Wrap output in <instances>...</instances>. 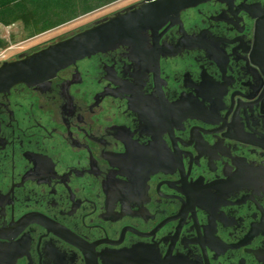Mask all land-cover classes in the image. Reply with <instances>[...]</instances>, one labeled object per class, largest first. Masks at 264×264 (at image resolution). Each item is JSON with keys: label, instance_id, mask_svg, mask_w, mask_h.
Segmentation results:
<instances>
[{"label": "flooded vegetation", "instance_id": "obj_1", "mask_svg": "<svg viewBox=\"0 0 264 264\" xmlns=\"http://www.w3.org/2000/svg\"><path fill=\"white\" fill-rule=\"evenodd\" d=\"M0 264H264V0L0 91Z\"/></svg>", "mask_w": 264, "mask_h": 264}, {"label": "water", "instance_id": "obj_2", "mask_svg": "<svg viewBox=\"0 0 264 264\" xmlns=\"http://www.w3.org/2000/svg\"><path fill=\"white\" fill-rule=\"evenodd\" d=\"M206 0H143L89 27L32 53L23 52L15 61L0 64V91L17 84L44 86L61 69L97 52L138 42L147 28L175 20L188 7Z\"/></svg>", "mask_w": 264, "mask_h": 264}, {"label": "trees", "instance_id": "obj_3", "mask_svg": "<svg viewBox=\"0 0 264 264\" xmlns=\"http://www.w3.org/2000/svg\"><path fill=\"white\" fill-rule=\"evenodd\" d=\"M118 0H0V24L22 25L28 38L46 33ZM5 42L0 39V47Z\"/></svg>", "mask_w": 264, "mask_h": 264}, {"label": "rangeland", "instance_id": "obj_4", "mask_svg": "<svg viewBox=\"0 0 264 264\" xmlns=\"http://www.w3.org/2000/svg\"><path fill=\"white\" fill-rule=\"evenodd\" d=\"M134 0H118L110 5L102 7L94 12L84 15L68 24L64 25L57 30L49 33H43L38 36L28 38L23 32L22 25L20 23H15L11 26L0 27V39L5 42L6 46L4 49L6 51L7 59H12L21 54L23 51L39 49L45 45L55 42L64 35H70L82 26L94 22L95 20L108 15L112 11L124 6L128 2Z\"/></svg>", "mask_w": 264, "mask_h": 264}, {"label": "built area", "instance_id": "obj_5", "mask_svg": "<svg viewBox=\"0 0 264 264\" xmlns=\"http://www.w3.org/2000/svg\"><path fill=\"white\" fill-rule=\"evenodd\" d=\"M6 51H8V49H4L0 47V64L2 62H4L5 60H7V54Z\"/></svg>", "mask_w": 264, "mask_h": 264}, {"label": "crops", "instance_id": "obj_6", "mask_svg": "<svg viewBox=\"0 0 264 264\" xmlns=\"http://www.w3.org/2000/svg\"><path fill=\"white\" fill-rule=\"evenodd\" d=\"M80 18V17H79ZM78 19V18H77ZM76 20V19H75ZM74 21V20H73ZM72 22V21H71ZM68 24V23H67ZM66 25V24H65ZM64 25H62V26H60V27H57V28H55V29H53V30H50V31H48V32H46V34L47 33H49V32H52V31H54V30H57L58 28H61V27H63ZM0 27H5V26H3V25H1L0 24ZM45 34V33H44Z\"/></svg>", "mask_w": 264, "mask_h": 264}]
</instances>
